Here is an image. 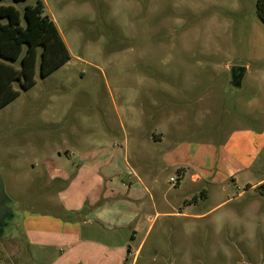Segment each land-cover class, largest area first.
<instances>
[{
	"label": "rangeland",
	"instance_id": "374dc122",
	"mask_svg": "<svg viewBox=\"0 0 264 264\" xmlns=\"http://www.w3.org/2000/svg\"><path fill=\"white\" fill-rule=\"evenodd\" d=\"M36 1L0 4L22 12ZM256 1L45 0L70 60L45 78L38 61L35 85L14 83L20 95L0 110V177L13 214L0 264L92 263L100 222L129 234L138 214L152 224L135 259L119 264H264V197L244 191L264 177L263 159L236 184L193 182L190 170L167 168L149 139L165 133L173 145L215 151L236 127L264 129ZM50 217L69 239L30 256L24 234Z\"/></svg>",
	"mask_w": 264,
	"mask_h": 264
},
{
	"label": "crops",
	"instance_id": "0c3cea01",
	"mask_svg": "<svg viewBox=\"0 0 264 264\" xmlns=\"http://www.w3.org/2000/svg\"><path fill=\"white\" fill-rule=\"evenodd\" d=\"M41 1L45 8V0ZM49 19H51L56 26L55 21L50 17ZM249 74V68L244 67L241 73L240 85L243 78ZM166 138L167 134L165 133H154L149 136V139L153 141L154 144H158L162 147L163 152L161 153L160 159L165 162L166 167L175 168L177 171H180L182 175L190 170L193 182L208 180L210 183L224 184L225 180L230 178L232 183L236 184L238 176L243 171L250 169L256 160L263 159L264 161V129L255 131L251 130L249 127H236L229 133L225 144L216 148L215 151L217 152L214 151L213 147L211 149L205 147L200 151L201 147L189 146L186 143H175L173 145V142L168 141ZM214 163H216V170H214L213 167ZM220 167L221 171L219 170ZM185 168H188V170ZM258 168H264V162L258 163ZM51 179L63 184L61 188H64L66 185L64 182L65 180L62 178L56 179L54 176H51ZM136 180L140 181L139 176H136ZM136 180H133L134 184L137 183ZM262 182H264V177L256 181L246 182L244 191L254 190L255 187ZM223 187L224 186H222V188ZM224 190L225 188L222 189V191ZM102 194H104V190H101V195ZM202 196L204 198L207 197L208 192L203 190ZM139 212L142 213L143 211ZM158 214L157 212L156 215ZM76 217L80 222H84L85 220L84 214L82 213L76 214ZM42 220L39 226L37 224L38 220H36V222L34 220L32 221L37 234H24L27 241L23 243V246L30 256L32 252L36 250L35 246L39 247L41 251H46V255H48L54 250V244H61L63 243L62 241H67L69 239V234H64L65 227L63 223L59 222L58 224V219L54 220L50 217L43 218ZM129 223L132 224L129 228V234L121 235L116 234L115 230L110 231L103 222H100L101 226L97 228L96 234H92L96 242L94 246L95 260L92 259L93 262L89 264H119L118 259L122 255H127V259L130 257H133V260L135 259L136 255L140 252L144 240L143 237L140 241H137V237L142 232L147 234L152 223L146 226L147 222L143 214L135 215L132 222L130 220L128 224ZM53 226V231H51ZM44 230L50 231V233L46 232V234H42ZM84 235L87 236L88 234ZM45 239L47 241H45ZM119 239L123 240L121 247L118 245ZM33 259L35 261L34 257Z\"/></svg>",
	"mask_w": 264,
	"mask_h": 264
},
{
	"label": "trees",
	"instance_id": "16d2710c",
	"mask_svg": "<svg viewBox=\"0 0 264 264\" xmlns=\"http://www.w3.org/2000/svg\"><path fill=\"white\" fill-rule=\"evenodd\" d=\"M256 15L264 25V0L256 1ZM69 60V51L54 22L44 14L41 0L26 5L22 12L14 5L0 4V110L20 95L14 83L23 91L35 85L38 61L39 75L45 78ZM254 190L264 197V182Z\"/></svg>",
	"mask_w": 264,
	"mask_h": 264
},
{
	"label": "water",
	"instance_id": "95a60500",
	"mask_svg": "<svg viewBox=\"0 0 264 264\" xmlns=\"http://www.w3.org/2000/svg\"><path fill=\"white\" fill-rule=\"evenodd\" d=\"M238 71H232V75H233V83L237 82V79H238ZM6 202H10V200L8 199L7 195H6V192H5V189H4V185H3V182L1 180V177H0V228L2 227V224L4 222V219H5V213H4V209L3 208H6ZM8 208V207H7ZM10 208H8L9 210Z\"/></svg>",
	"mask_w": 264,
	"mask_h": 264
},
{
	"label": "flooded vegetation",
	"instance_id": "af4514ba",
	"mask_svg": "<svg viewBox=\"0 0 264 264\" xmlns=\"http://www.w3.org/2000/svg\"><path fill=\"white\" fill-rule=\"evenodd\" d=\"M5 204H6V206H5L6 208H3L4 209L3 211L5 213V219H4V222L2 224V227L0 228V234H1V232H3L4 227L8 225V223H9L8 221L13 218L12 211L10 209L8 210V208H10L9 203L6 202Z\"/></svg>",
	"mask_w": 264,
	"mask_h": 264
}]
</instances>
